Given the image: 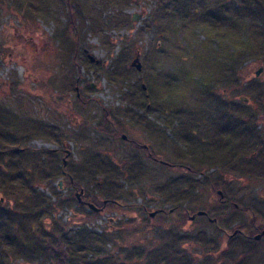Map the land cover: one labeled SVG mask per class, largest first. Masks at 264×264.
Wrapping results in <instances>:
<instances>
[{"label":"rangeland","instance_id":"rangeland-1","mask_svg":"<svg viewBox=\"0 0 264 264\" xmlns=\"http://www.w3.org/2000/svg\"><path fill=\"white\" fill-rule=\"evenodd\" d=\"M218 1L222 4L219 12L223 21L218 25L215 35L220 36L216 40L210 36L207 23L211 26L214 18L208 7ZM236 1L32 0V6L36 5L39 11L28 19L19 18L0 2L2 206L7 207L12 201L19 214L29 213L31 217L33 213L34 221L38 207L35 200L41 196L46 209L40 213L41 219L52 224H48L49 228L60 227V233L71 241L81 227L102 238L103 232H109L112 241L128 242L126 258L130 252L149 247L164 232L169 236L159 247L170 246L176 237L186 248L185 255L192 258L191 264H256L254 251L244 257L240 253L241 243L227 242L218 228H226L225 221L210 223L197 215L190 218L199 209L207 210L211 217L224 212L205 175L219 170L220 178L212 181L214 185L218 182L216 187L224 192L225 188H236L224 186L227 175H253L255 166L238 172L227 160L231 158L228 152L226 160L212 161L221 167L205 166L208 162L198 167L190 156L188 161L183 158L187 155L180 152L179 146L186 145L179 143L182 133L175 129L176 116L169 113L171 119L164 117L175 109L188 112L193 108L197 112V106L206 103L204 95L214 100L223 88L227 93L224 100L231 101L230 110L237 116L264 99V90H260L264 89V81L260 82L255 75L257 67L264 66V17L251 19L248 15L253 10L236 6ZM133 14L137 18L132 19ZM234 20L246 23L243 34L248 36L247 40H253L240 59L242 84L232 88L218 82L216 95L206 94L203 85L208 76L212 72L214 77L220 75L221 56L223 61L227 60L223 52L234 49L224 40ZM68 33L73 37L69 48ZM222 44L228 49L221 48ZM136 49L140 53V69L129 66ZM230 64L234 70L239 67L236 62ZM240 95L248 96L249 101H239ZM223 97L218 100L224 101ZM254 118H250L252 123ZM150 123L155 127H145ZM211 133L195 134L199 159L211 157L213 147L219 148L221 138L213 142L211 137H215ZM131 140L137 142L135 147ZM143 143L150 146L154 155L176 166L147 160ZM180 162L186 163L180 167ZM10 165H19L29 185H24L23 180L18 184L3 180L5 174L1 172L8 174ZM189 165L190 170L185 167ZM197 171H202L203 176ZM18 175L21 176L19 171ZM80 189L82 200L97 208L103 206L105 199L114 202L91 212L85 203L80 205L76 200ZM177 205L179 208L167 213L168 208ZM161 208L166 212L148 215L149 211ZM3 213L10 216L6 221L10 224L14 215ZM81 213L85 217L77 221ZM147 216L149 225L145 226ZM17 224L22 226V222ZM23 225L35 231L38 222ZM130 226L136 233L128 230ZM2 233L6 234L3 228ZM102 241L105 249L118 251V244L104 238ZM162 252L159 250L156 255ZM91 254L93 250L86 247L84 256L91 258ZM18 255H12L10 263L32 264Z\"/></svg>","mask_w":264,"mask_h":264},{"label":"trees","instance_id":"trees-1","mask_svg":"<svg viewBox=\"0 0 264 264\" xmlns=\"http://www.w3.org/2000/svg\"><path fill=\"white\" fill-rule=\"evenodd\" d=\"M31 1L32 0H0L1 6L5 7L6 9L13 10L16 13V15L18 14L19 18H23V19L31 18L35 13H37V11H39L36 5L32 6ZM208 2H210V0H208ZM236 3H237L236 6L245 7L249 10H253V12L249 13L248 15L251 19L253 20L257 19L258 15L264 17V1L237 0ZM221 6L222 4L218 1V2H214V4L208 7V9L210 10V15L214 17L212 20L211 26L209 23H207V26L209 25L208 32L210 31L209 33L210 36L214 37L216 40H219L218 36H220V35H215L216 32L219 31L218 29L220 28L218 25L219 24L222 25V21H223L222 16L219 12V10H221L220 9ZM204 9L205 7H203V10ZM185 13L187 12L185 11ZM231 23H232V28H231L232 30L229 32V34H226L228 38L224 40L226 42H230L234 49L231 50V52L230 51L223 52L224 57L227 58L226 61H223L224 58L220 55L221 56L220 61H222L223 64L220 65L222 70L221 72H219L220 74L219 76L214 77L215 74L212 72L211 75L208 76V81L205 82L204 85H203V82L199 81V85L200 86L203 85V88L206 94L211 95L212 93V95H214L215 92H217L216 89L219 88V86H217L219 84L218 82H225L224 84L231 85L232 88L234 85L240 86V84H242L240 80V73L243 67L241 65L240 59L245 56L247 48L250 47V45H253V43H251V41L253 40L251 39L247 40V38L245 37H248V36H244L243 34L244 29L247 27L245 22H242V20L240 22H237V20H234ZM260 31L262 33V28L260 29ZM68 34L69 35H67L66 37H70V43L68 42L66 43L69 48L71 46L73 37L70 36L71 35L70 33ZM236 40L238 41L237 43H236ZM224 45L225 44H222L221 48L227 50L228 49L227 45L225 46L227 48H224ZM221 53H222V50H221ZM259 57L260 56L254 57V60H258ZM71 58H73V56H71ZM235 62L239 64V67L235 68L234 70V68L231 66L230 63H235ZM230 72H233V73L230 74ZM208 82H211V83L208 84ZM48 83H50V80ZM49 86H51V84ZM223 89L226 90V88H223ZM222 91H221L222 94L226 93V91L225 92H222ZM137 96H138V93L135 92L134 97L136 98ZM210 98L211 97L207 95L203 96V100L206 103L200 104L197 106L199 112L198 111L194 112L193 108H192V111L187 112L186 110L182 108V110L180 111H177L176 109L173 111H169L168 113H166V116H164L166 119L170 118L169 113H172L173 115L176 116L178 123L175 129L182 133V136L178 137L179 143L183 142L186 145V148H182L181 146L178 145L180 148V152H183L184 154L187 155L183 158L188 159V161H189L188 157L190 156V159L195 161V163H198L197 164L198 167L203 165L204 162H208L209 164L205 166H213L214 164L212 163V161L217 162L219 159H223L225 155H227L228 150L225 147H222L221 144H218L219 145L218 149H215V147H213V152H212L211 157H205L204 159H199L200 157L198 155V148L195 147L196 146L195 143L198 140V138L195 136V134L199 135L200 132L204 133V132L212 130L214 133H218L219 136L223 135L222 138H226L227 136L225 135L227 133V130L225 129L229 126V123H233L236 119L233 117L235 112L232 113L231 116H227V114H224V111L226 110V108L219 107L221 102H223V101L218 100L219 95L215 96L214 100L213 99L210 100ZM134 103H137V102L134 101ZM224 115H226L225 118L223 117ZM248 121H251V119ZM240 122L241 123L234 124L235 125L234 127L235 128H250L249 126L250 124L249 122H247V120L246 122H243V120L242 121L240 120ZM146 126L150 129L151 127H155V124L150 123V125L146 124L145 127ZM176 145L177 144H175L174 147H176ZM20 151H23V149H20ZM188 161L186 162L188 163ZM165 162L169 164L171 163L170 161H167V160H165ZM186 162H180V163L184 164ZM162 165L167 166V164L165 165L163 163ZM192 165L187 166V169L190 170V167ZM7 170H8V174H7V171L6 173L1 172V174H5L2 176V178L8 184L9 183L18 184L20 180H23L24 185H26V183L27 185H29L28 182H26L25 180L26 176L25 177L23 176V172L19 168V165L16 167H14L13 165L12 166L10 165V167H8ZM18 171L20 172L21 176L18 175ZM197 172H200V171H197ZM81 195L80 197L82 200ZM32 199L33 201L35 200L34 197ZM35 201L37 202L36 205L38 207H36L37 210L33 216L34 221L32 218L33 213H30L31 217L29 213L19 214L16 208H13L12 201H10L7 207L2 206L0 202V205H1L0 207V226H1L0 227V264H12L10 263L11 259L13 258L12 255H15V254H19L18 256L22 255V257L29 259L28 261L32 264H191L192 258H190L188 254L185 255V253H187L186 248H184L181 245V242H179L176 237L172 239V243L170 244V246H167L164 248L159 247L160 246L159 243H161L162 240L165 239V237L167 238L169 236V234H166L165 236L164 232L161 236L156 238V240L153 243L149 244V247L145 249H140L139 252L138 251H136L135 253L130 252V256L128 258L124 257V255L129 252L128 242L126 241L125 244L124 243L121 244V243L112 241V238L109 232H103L101 235L104 236L103 238L106 241L109 240V242L113 244H118L117 245L118 251H116L115 253L112 250L105 249L104 247L105 244H103L102 236L96 233H89L83 227H81V229L78 231V234H77L78 236L71 241L70 239H67L65 237L64 233L63 235L60 233L61 230L63 229H61L60 227L57 230L54 229V227L49 228L48 224L51 226L52 224L46 222V220L44 219H41L42 215L40 213L46 210V209H43V206H42L45 203L44 198L41 196L40 197L37 196V199ZM83 201L84 200L79 202V200H77V202L80 205L84 204ZM111 201L112 200L105 199L104 201H102V205L103 206L111 205L114 202V201L112 202ZM21 204L22 203H20V205ZM176 208H179V205L168 208L167 213H172ZM19 209L21 210V207H19ZM89 209L91 210V212L97 211L91 208ZM4 211L10 212L11 214L14 215L13 217L14 219L11 220L12 222L10 224H6V221L10 216H5L3 213ZM32 212H34V210ZM158 212H160V209H157V213ZM165 212L166 210H164V213ZM86 216L88 217V214ZM84 217H85V214L81 213L77 221L83 219ZM147 220H148V216L146 217V220L143 221V224L145 226L149 225V221ZM17 222H22V226L24 227L19 226ZM24 222L26 224H29L31 222H35V223L38 222L37 230L33 231L30 228L26 229V226L23 225ZM16 224H17V229H14L15 227L13 225H16ZM3 225H6L8 227L3 226ZM137 226H134L135 229L137 230L139 229L141 231L143 230V227L141 229L140 227H137ZM2 228L5 229L6 234L2 233ZM128 230H130L132 233H136L133 231L131 226L128 228ZM148 240H152V239H148ZM86 247H89V249L93 250V254H91V258H86L84 256V253L86 252ZM159 250L163 251L160 255L161 257L159 255H156ZM79 253H82V255L79 256Z\"/></svg>","mask_w":264,"mask_h":264},{"label":"flooded vegetation","instance_id":"flooded-vegetation-1","mask_svg":"<svg viewBox=\"0 0 264 264\" xmlns=\"http://www.w3.org/2000/svg\"><path fill=\"white\" fill-rule=\"evenodd\" d=\"M263 69L264 66L260 64L255 70L256 79H260V82L264 81ZM225 91L226 90L223 89V92ZM223 96L224 94H219L220 99ZM238 100L247 103L249 98L248 96L240 95ZM230 104L231 101L227 99L221 102L219 106L226 108L224 114H227V116H231V114L234 113V111L230 110ZM252 107V110L242 113L239 112V116H237L236 113L234 114L233 117L236 118L235 121L229 123V126L227 127L228 129H225L227 130L225 135L227 136L226 138H222L223 135L219 136L218 133L214 134L211 130L213 132L211 135L215 137H211V141L214 142L221 138L220 144L228 150V156H231L229 159L225 155L223 159L226 160L227 158L229 162L233 163V167H236L238 172L241 173L245 171L248 166H255V173L253 175L238 174L233 177L227 175L223 179L224 186L236 188H234V190H228L225 188L224 192L220 187H216L218 186V182L214 185L212 181V178H220L218 173L219 170L214 171L212 175H205V179L211 181V188L215 190V193L218 195V202L223 204L222 209L224 212L219 214L222 216L214 215L211 217L207 210L200 209L203 213L197 214V216L205 217L210 223H216L218 220L225 221V223H227L226 228H218L225 235L227 242L234 244L241 243L243 247V250H240L241 256L246 257L254 251L257 261L256 264H264V99L261 100V102L257 101ZM225 116L226 115L223 117L225 118ZM252 117L255 118L254 123H249L250 128L234 127V124L241 123L240 120H243V122H246L247 120V122H249L248 120ZM251 124L254 126L251 127ZM146 132L151 133L149 130ZM154 134L152 135L155 137ZM134 140L137 141L136 139ZM134 140H131V143L135 147V143L137 144V142ZM141 146L147 160L162 165L163 162L161 161L163 159L158 155H154L150 151V146L148 144L143 143ZM163 164H167V166H176L174 163ZM177 165L183 167V163H178ZM185 167L187 169V166ZM214 167L218 168L221 167V165L220 163L217 165L214 164ZM199 175L203 176V172L200 171ZM159 213H164V209H160Z\"/></svg>","mask_w":264,"mask_h":264},{"label":"water","instance_id":"water-1","mask_svg":"<svg viewBox=\"0 0 264 264\" xmlns=\"http://www.w3.org/2000/svg\"><path fill=\"white\" fill-rule=\"evenodd\" d=\"M135 18H137V16H136V14H133V15H132V19H135ZM134 54H135V57L131 60L129 66H130V67H135L136 69H140V68H141V64H140V62L138 61L139 53H138V50H137V49L134 51ZM90 60H92L91 57H90ZM256 73H258V72H256ZM123 137H124V135H123ZM161 162L166 163L165 161H161ZM63 164H65V160L63 161ZM59 186H61V182L59 183ZM81 193H82V190H80L78 194L76 193V196H77V199L79 200V202H81V197H80ZM220 194H221V192H220ZM83 202H84V201H83ZM84 203H85L88 207L92 208L93 210H98V208L95 207L91 202H84ZM201 213H203V211H201V210L196 212V214H201ZM154 214H155V210L149 212V215H150V216H153ZM194 215H195V214L191 215L190 218H193Z\"/></svg>","mask_w":264,"mask_h":264}]
</instances>
